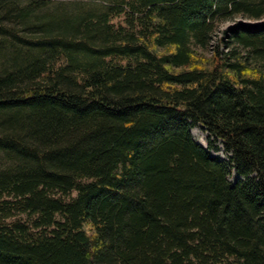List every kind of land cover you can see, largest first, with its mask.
Segmentation results:
<instances>
[{
	"label": "trees",
	"instance_id": "16d2710c",
	"mask_svg": "<svg viewBox=\"0 0 264 264\" xmlns=\"http://www.w3.org/2000/svg\"><path fill=\"white\" fill-rule=\"evenodd\" d=\"M48 1L0 0V264H264V0Z\"/></svg>",
	"mask_w": 264,
	"mask_h": 264
},
{
	"label": "rangeland",
	"instance_id": "374dc122",
	"mask_svg": "<svg viewBox=\"0 0 264 264\" xmlns=\"http://www.w3.org/2000/svg\"><path fill=\"white\" fill-rule=\"evenodd\" d=\"M18 4H22L26 0H16ZM110 0H50L48 1L44 10H68L72 11L77 8H85L96 4H105ZM240 17H236L231 21L224 22L220 25L219 31H217L214 40L221 35V30L229 27L231 24L239 22ZM191 133L195 141L204 146L212 156L218 157L220 159H228L229 154L223 149L222 143L216 142L213 145H209L207 141V133L205 129L200 125L196 124L191 128ZM240 178L236 173L232 172L229 176V180L232 182ZM75 194V193H74Z\"/></svg>",
	"mask_w": 264,
	"mask_h": 264
}]
</instances>
